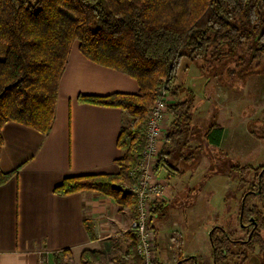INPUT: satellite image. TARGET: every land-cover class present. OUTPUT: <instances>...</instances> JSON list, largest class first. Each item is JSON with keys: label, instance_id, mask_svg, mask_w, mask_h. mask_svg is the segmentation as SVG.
I'll return each instance as SVG.
<instances>
[{"label": "trees", "instance_id": "1", "mask_svg": "<svg viewBox=\"0 0 264 264\" xmlns=\"http://www.w3.org/2000/svg\"><path fill=\"white\" fill-rule=\"evenodd\" d=\"M75 40L87 59L130 76L138 91L78 95L80 103L121 110L116 144L122 154L115 160L118 172L68 176L53 191L60 195L92 191L112 198L123 208H133L135 196L119 184L134 182L129 172L141 157L146 118L154 99L162 89L169 98L168 128L154 169L164 171L166 177L181 175L185 168L177 169L172 160L176 157L195 164L202 144L189 149L191 138L200 136L201 141L219 145L222 127L212 121L202 133L192 122V92L174 99L178 67L182 60L237 57L248 67L245 75L255 73L250 66L264 60V0H0V151L1 128L8 121L43 134L50 131L58 82ZM241 46H245L246 57L237 54ZM245 170L252 171L253 180L238 207V221L250 227L242 244L248 245L251 253L257 247V256L264 262L260 233L264 221L256 205L250 204L252 198L264 203V164L231 167L238 175ZM16 171L0 169V184ZM158 206L153 210L160 211ZM86 228L94 239L91 223L86 222ZM131 234L127 256L140 264L137 239ZM209 242L213 264H228L229 233L215 225ZM102 256L100 251L84 250L80 259L82 264H95ZM70 259L68 249L54 253L56 264H69ZM186 260L179 259L176 264Z\"/></svg>", "mask_w": 264, "mask_h": 264}, {"label": "crops", "instance_id": "2", "mask_svg": "<svg viewBox=\"0 0 264 264\" xmlns=\"http://www.w3.org/2000/svg\"><path fill=\"white\" fill-rule=\"evenodd\" d=\"M197 79L204 88L209 85L203 78ZM195 84L187 83L185 87L191 89ZM137 91L138 84L130 76L87 59L77 41L71 45L58 82L50 131L43 134L14 121L4 123L0 169L17 171L0 184V264H56L54 253L63 249L71 252L69 264H81L84 250L102 253L117 250L119 254H126L131 243L133 208H123L112 198L92 191L60 195L53 190L68 176L118 172L115 160L122 154L116 144L123 119L121 110L80 103L78 95ZM200 99L194 97L193 124L196 114L205 109L199 104ZM216 105L222 106L219 101H215ZM168 121L166 117L165 132ZM212 121L202 129L194 125L203 133ZM218 125L222 127L219 145L196 138L211 155L198 157L195 164H190L192 171L166 177L164 171L152 168V179L165 186L163 195L153 198L152 202L153 207L161 205L162 208L153 210L154 216L149 221L155 239L154 264H176V258L185 260L189 256H193L194 264L199 262L195 252L182 250L180 240L190 221L197 223V207L208 180L204 178L205 181L200 182L205 184L193 186L187 185L185 180L195 176L200 179L207 173L209 179L219 175L215 154L225 142H231L233 136H227L224 124ZM207 159L210 165L204 170ZM191 199L196 201L191 204ZM86 222L92 225L94 239L88 234ZM176 235L179 236L178 252L172 247ZM126 260H122V264H126Z\"/></svg>", "mask_w": 264, "mask_h": 264}, {"label": "rangeland", "instance_id": "3", "mask_svg": "<svg viewBox=\"0 0 264 264\" xmlns=\"http://www.w3.org/2000/svg\"><path fill=\"white\" fill-rule=\"evenodd\" d=\"M73 43H77V40ZM236 51L237 54L247 56L245 55V46L237 48ZM244 63L237 57L218 61L182 60L178 67L176 83L179 85H177V94L174 95V99L185 98L190 92L194 97H200L201 103L199 104H203L205 109H203V112L196 114L197 118L194 120V124L202 129L213 119L215 123L225 125L229 138L230 135L233 136L232 139L230 138L231 142H225L222 149L215 154L218 156L215 166L219 175L209 179L208 171H206L207 174L201 176L200 179L199 176H195L197 178L191 177V179L185 180V182H188L187 185L192 186L203 185L205 183H201L200 180H208L205 184V192L200 198L199 206L196 205L198 206L197 223L190 221L187 229L183 226V230L186 231L184 230L180 240L183 251L196 253L199 261L197 264H213L209 232L215 225L223 227L229 233L232 241L228 264H264L257 256V247L251 253L248 245L242 244V241L247 239L250 227L248 225L243 226L238 221V207L244 192L250 189L253 180L252 171L245 170L243 174L240 172L239 175L231 171L234 164L251 167L264 164V60H260L258 63L254 61L250 66V70L255 71V73L249 75H245L248 67H245ZM255 64H258V66H255ZM196 77L203 78L204 82H209V85L204 88L201 86L202 84L198 83L200 81H197ZM187 83L196 84L189 89L185 87ZM182 84L184 85L182 86ZM217 92L222 95L218 97ZM206 97L210 98L207 100ZM215 101L217 103L219 101L222 106H215ZM194 111V108H192L193 116ZM196 138L201 139L200 136H193L189 142V149L199 143ZM204 154L211 155L202 144L197 157L202 158ZM174 159L172 163L177 169L185 168L184 173L191 169L190 161L185 163L181 158L175 157ZM209 161L210 159L206 160L204 170L209 168L207 167L210 165ZM154 164L151 165L152 168H154ZM240 179L243 181H240ZM129 184L122 183L119 186L125 191ZM195 201L190 200L191 204ZM250 204L256 205L264 221V203L259 199L252 198ZM189 211L192 212L193 209L191 208ZM260 233L264 237V230H261ZM178 240L179 236L176 235V239L172 241V247L176 252L179 249ZM127 252L128 250H126V254H119L117 250L107 251L103 253L102 260L95 264H122V260L125 258H127L126 264H134L132 258L128 259ZM177 260L179 259L176 258ZM180 260L184 259L181 258ZM192 261L193 257L192 260H186L184 263L182 261L180 264H191Z\"/></svg>", "mask_w": 264, "mask_h": 264}, {"label": "built area", "instance_id": "4", "mask_svg": "<svg viewBox=\"0 0 264 264\" xmlns=\"http://www.w3.org/2000/svg\"><path fill=\"white\" fill-rule=\"evenodd\" d=\"M169 98L162 89L150 107L145 127V140L141 157L131 168L130 175L134 182L127 185L126 192L135 196L134 215L131 221V232L137 239L136 252L141 264H154L155 239L149 221L153 218V198L161 197L164 184L151 177L152 166L163 143L164 120L167 117Z\"/></svg>", "mask_w": 264, "mask_h": 264}, {"label": "flooded vegetation", "instance_id": "5", "mask_svg": "<svg viewBox=\"0 0 264 264\" xmlns=\"http://www.w3.org/2000/svg\"><path fill=\"white\" fill-rule=\"evenodd\" d=\"M194 261V260H193ZM192 261V264H194V262Z\"/></svg>", "mask_w": 264, "mask_h": 264}, {"label": "water", "instance_id": "6", "mask_svg": "<svg viewBox=\"0 0 264 264\" xmlns=\"http://www.w3.org/2000/svg\"><path fill=\"white\" fill-rule=\"evenodd\" d=\"M210 233V232H209ZM186 259V258H185Z\"/></svg>", "mask_w": 264, "mask_h": 264}]
</instances>
